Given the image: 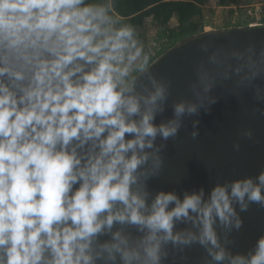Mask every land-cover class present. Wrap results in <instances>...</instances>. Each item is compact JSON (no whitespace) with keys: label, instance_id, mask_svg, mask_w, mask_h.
<instances>
[{"label":"clouds","instance_id":"obj_1","mask_svg":"<svg viewBox=\"0 0 264 264\" xmlns=\"http://www.w3.org/2000/svg\"><path fill=\"white\" fill-rule=\"evenodd\" d=\"M232 55L238 63L213 54L216 70L201 65L204 95L193 85L197 101L176 104V119L156 126L167 88L153 81L154 91L138 97L122 86L140 50L133 30L115 27L103 5L0 0V264H116L117 257L122 264H160L162 244L194 241L216 262L264 264V237L253 252L233 256L215 228L217 220L242 227L234 201L241 211L246 198L264 205V173L259 184L217 186L207 201L203 191L183 200L160 192L150 209L147 193L133 189L150 160L151 172L140 173L146 178L163 166L159 148L145 150L158 135H177L183 115L215 104L207 94L218 81L235 78L244 87L264 77V50L258 58L251 49ZM256 95L264 99L259 88ZM183 219L199 235L174 233ZM117 222L145 234L133 242L117 231L98 244Z\"/></svg>","mask_w":264,"mask_h":264},{"label":"water","instance_id":"obj_2","mask_svg":"<svg viewBox=\"0 0 264 264\" xmlns=\"http://www.w3.org/2000/svg\"><path fill=\"white\" fill-rule=\"evenodd\" d=\"M249 49L259 57L264 50V24L247 26H228L205 30L188 36L166 50L152 63L141 70L132 80V94L143 97L149 95L153 81L167 88V100L158 111L154 124L159 126L176 119L174 106L180 102H196V91L204 95L199 85L200 68L216 70L210 57L218 54V59L236 64L233 53L247 55ZM257 88L264 96V77L253 81L252 85L237 87L235 78L221 84L219 81L207 94L217 102L200 108L196 114L180 117L177 135L167 140L158 135L153 149L160 151L163 166L157 174L147 178L140 173L152 170V161L140 170L139 181L134 191L142 196L147 193L146 203L150 209L160 192L174 193L183 200L185 195L199 194L207 201L217 186H230L237 181L252 179L259 184L258 177L264 173V99H258ZM194 124L196 125L194 127ZM198 132L195 139L193 132ZM251 133V135H249ZM132 138V137H127ZM231 191L229 187V192ZM246 211L240 210L238 202L233 207L243 225L225 227L219 220L215 225L220 243L231 255H248L253 252L257 241L264 237V205L248 202ZM174 205H170V208ZM235 220H233V224ZM121 232L135 242L145 233L138 226L129 223H114L111 230H105L97 243L110 242L112 234ZM200 228L187 219L177 220L174 233H194L199 235ZM106 256V254H105ZM97 264H112L101 259ZM116 264H122L117 257ZM160 264H228L216 262L208 253V246L199 242L190 245L162 244Z\"/></svg>","mask_w":264,"mask_h":264},{"label":"trees","instance_id":"obj_3","mask_svg":"<svg viewBox=\"0 0 264 264\" xmlns=\"http://www.w3.org/2000/svg\"><path fill=\"white\" fill-rule=\"evenodd\" d=\"M215 1L222 8L240 3L239 0ZM87 2L103 5L115 27H129L133 30L140 56L128 65L126 79L130 84L141 70L177 42L204 31L202 27L206 0H87ZM247 25L248 22H240L233 26ZM159 37L161 41L157 43Z\"/></svg>","mask_w":264,"mask_h":264},{"label":"rangeland","instance_id":"obj_4","mask_svg":"<svg viewBox=\"0 0 264 264\" xmlns=\"http://www.w3.org/2000/svg\"><path fill=\"white\" fill-rule=\"evenodd\" d=\"M212 2H214V0H212ZM213 8H211L209 11H207L204 15V19H203V23H205V18L207 17V21L208 23H211L210 25H222L224 23L229 24V23H233V22H242L243 21V17H238L236 19H234L233 21L229 20L230 19V13H233L231 8H222V7H216V6H212ZM232 11V12H231ZM207 15V16H206ZM161 37L158 38V42ZM123 79V86L130 88L131 84L129 82L128 79H126V76L122 78Z\"/></svg>","mask_w":264,"mask_h":264},{"label":"built area","instance_id":"obj_5","mask_svg":"<svg viewBox=\"0 0 264 264\" xmlns=\"http://www.w3.org/2000/svg\"><path fill=\"white\" fill-rule=\"evenodd\" d=\"M227 7L232 9V17L234 18L240 17L241 13L245 14L246 19L248 20V25L262 24L257 23L264 16V9L260 4L253 3L251 6H246L245 4L239 3V5H230Z\"/></svg>","mask_w":264,"mask_h":264},{"label":"crops","instance_id":"obj_6","mask_svg":"<svg viewBox=\"0 0 264 264\" xmlns=\"http://www.w3.org/2000/svg\"><path fill=\"white\" fill-rule=\"evenodd\" d=\"M240 1V3L241 4H245L246 6H251L253 3H255V4H260V5H262V7H263V9H264V0H239ZM212 6H216V7H218V4L216 3V1L214 0V2H212V0H206V6H205V13L207 12V11H209L211 8H213ZM212 10V9H211ZM232 12V11H231ZM230 19L229 20H231V21H233L234 19H236V18H234V17H232L233 16V14L232 13H230ZM207 16V15H206ZM208 17V16H207ZM207 17L205 18V23H203V27H202V29L205 31V30H210V29H214V28H221V27H223L224 25H229V26H233V25H237L238 23H240V22H233V23H229V24H226V23H224V24H220V25H210L211 23H208V21H207ZM241 17H243V21L242 22H248V20L246 19V15L245 14H243V13H241ZM257 23H262V24H264V16H263V18L261 19V20H259Z\"/></svg>","mask_w":264,"mask_h":264}]
</instances>
